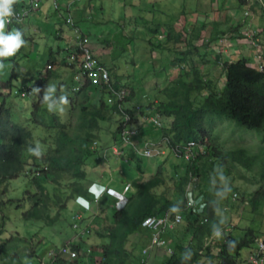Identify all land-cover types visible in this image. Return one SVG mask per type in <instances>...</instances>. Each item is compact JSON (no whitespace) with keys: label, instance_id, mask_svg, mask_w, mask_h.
Wrapping results in <instances>:
<instances>
[{"label":"trees","instance_id":"obj_1","mask_svg":"<svg viewBox=\"0 0 264 264\" xmlns=\"http://www.w3.org/2000/svg\"><path fill=\"white\" fill-rule=\"evenodd\" d=\"M89 1L81 0L79 5L89 4L90 13L95 15L97 6L93 0ZM179 1L184 0L174 3ZM17 5L16 0L12 8ZM123 13L121 11L120 20L124 17ZM124 29L125 26L122 32ZM159 39L163 40L160 36ZM77 52L80 53L78 46ZM186 56L187 59L180 55L174 60L183 69L175 80L169 81L165 87L158 88L155 85L153 92L158 95V100L163 98V101L147 104L146 108L148 113H153L159 119L173 120L168 128H163L162 133L168 140L170 151L183 149L192 141L200 142L203 151L198 152L192 162L182 160L184 166L172 168L171 172L161 165L155 174L134 180L125 202L108 215L109 225L94 231L96 245L89 249L83 242L79 245L70 242L78 254L71 264H142L143 252L150 246L152 239L151 230L143 227V222L149 217L169 214L174 218L177 214L183 215L182 224L186 234H191L200 246L204 239L213 236L221 228L217 213L222 188L215 183L209 142L216 126L235 122L239 128L253 133L264 146V73L252 68L245 59L232 64L226 62L223 64L226 81L223 89H220L213 81L203 77L204 73L195 64L194 51L187 52ZM77 57L79 60V55ZM101 58L106 63V59ZM50 63L54 66L57 62L51 59ZM65 64L67 66L69 63ZM106 67L110 74L112 69L118 68L116 65ZM165 73L160 71L161 76ZM54 79L53 73L49 72L37 84L39 97L32 105L31 119L26 124L14 121V115L10 113L12 110L0 105V216L3 228L8 233V237L0 244V264H38L55 245L54 242L45 241L35 244L40 233L45 236L46 230L55 227H59L56 229L60 231L72 229L73 223L69 221L71 204L78 196H87L85 182L88 181V171L99 166L89 163L99 153L93 144L97 142L103 124L112 122L114 115H121L116 105L108 103L107 92L93 87L88 79L83 81L84 85L78 93L63 99L59 92L51 91ZM125 86L130 85L120 82L115 87L126 89ZM202 96L204 100L198 104L197 99ZM130 97L128 93V101ZM144 97L149 98V95L144 94ZM62 101L69 105L66 122L54 111ZM131 109L125 106V113L131 118L128 127L132 126L135 118L133 111H143V108ZM116 126L114 141L120 138L124 129L123 119ZM36 151L39 155L33 154ZM246 154L245 150H237L231 154V160L249 169L252 159L247 158ZM19 180L25 183L21 190L23 197L19 200L9 199L7 190L2 187ZM194 180H197L198 185L201 183L205 186L201 193L205 197L204 214L209 220L207 225L202 224L200 218L190 210L187 188ZM260 194L263 195L261 199H264V186L256 192V197ZM109 208L111 205L101 209V216L106 215ZM12 209L20 212L22 227L13 224ZM88 216L89 213L83 214L80 226L84 225ZM181 226L167 232L174 254L166 256L163 264H196L200 260L199 254L189 246L171 238L170 231ZM25 227L34 228L29 237L22 233ZM224 238L220 258L224 259L223 264H232L248 245L245 241L238 243L230 233ZM65 260L68 259L54 257L47 264H62Z\"/></svg>","mask_w":264,"mask_h":264},{"label":"rangeland","instance_id":"obj_2","mask_svg":"<svg viewBox=\"0 0 264 264\" xmlns=\"http://www.w3.org/2000/svg\"><path fill=\"white\" fill-rule=\"evenodd\" d=\"M59 1L61 0H56V3ZM93 1L97 6V13L91 18H81L78 25L89 38L87 45L95 49L93 50L94 53L98 52L96 58L100 64L105 67L108 65L110 67L116 65L119 68L112 69V73L110 74V76L112 75L111 84L114 87L116 83L120 82L122 84H129L130 86L125 87L128 93L131 94L129 101L128 99L127 101L114 100L113 104H111L118 107L122 116L114 115L112 122L103 124V130L97 139L101 143L100 147H106V150L102 152L103 155L105 154L104 157L108 162H106L107 165L102 166V169L109 170V178L105 177L102 173L103 170H99L98 172L100 174L95 175V177L100 178L102 175L103 178L101 180L103 181H119L122 177L119 172L122 171V174L126 172L124 179L132 183L136 178L142 177V174L121 166L120 164L123 162L119 163L120 160L117 162V156L111 153L110 150V147L114 144L113 133L117 128L116 123L123 119L124 129L120 134V139L123 133L131 128L123 139L120 140L118 138L116 140L120 143L121 141L126 143L127 136L132 132H136V136H138L144 129L143 126L150 127L149 124L153 125L154 130H159L163 133V128H168L170 125L169 120L160 117L159 120L161 122L158 121L159 126H157L153 121H149L151 117L156 116L148 113L146 106L147 104L151 105L155 103V101H163V98L158 100V95L153 92L155 85L158 88L165 87L169 84V81L175 80L173 79V75L172 77L171 75L170 77L168 76L170 72L178 69L180 73L183 70L181 68H175V65H179V63H174V60L178 59L180 55L187 59L186 53L194 51L195 58H199V61H196L195 64L204 73L203 77L213 80L220 87V83L222 84L225 81V74L222 69H217V67H221L224 63H215L212 59L214 55L210 51H216L219 46L233 45V41L238 38L251 45L249 40L255 34L260 36L261 33L256 30L255 33L254 29L250 28L249 30V27L250 24L254 25L257 20H264V6L260 3L258 4L256 0H184L183 2L179 1L176 5H172L176 0ZM88 2L90 1L88 0ZM121 11L124 12L122 20L119 18ZM228 12H231V14H228ZM241 17L246 19L247 22L246 27L243 29V31L245 29L247 31L249 30L246 36L242 35V32L240 33L242 27H239L238 24ZM158 19L164 26H161ZM200 24L202 25L200 26ZM123 26H125V29L122 32ZM257 26L261 30V27L259 25ZM7 28L8 25L6 24L4 31ZM178 34L180 35L179 37ZM159 36L163 40L160 41ZM257 40H259L258 36ZM262 41L263 39L260 44L258 41L259 48L260 46L264 47ZM60 45L57 44L55 48H52L57 52H60V49L65 50L59 47ZM196 45H199L198 49L195 48ZM25 50L26 48L23 47L22 53L19 56L21 58V65L15 70L17 76L15 78V84L21 89L26 87L27 79L34 74L36 66L40 65V62L38 65L32 62L31 56H25L27 54ZM55 56L61 59L64 57L58 53ZM101 56L106 59L108 65L100 58ZM230 57L232 59L234 55ZM33 58L37 59L38 55L34 54ZM43 58L44 62L41 64L42 67L39 72L45 73L50 54L48 58H46V55ZM236 62L228 61L230 64ZM108 71L110 73L109 69ZM160 71H166L164 85H161L163 77L161 79L159 78L161 76ZM258 71L264 73L263 68L258 69ZM179 73H176L175 76L178 77ZM74 81V90H81L84 83L79 81H82V79L77 77V80L74 79ZM30 86L32 87V85ZM97 88L107 92V94L110 92L105 86ZM136 91L139 94L135 93ZM144 94H148L149 98L144 97L143 99ZM35 97V91L30 90L27 92L26 98H22L19 94L8 95L7 98H4V96L1 97V101L7 100L9 102L7 106L12 108L16 119L19 118L18 121L24 124L30 116V108ZM203 100L204 96L199 97L197 103L201 104ZM126 102H128L127 105ZM125 106L128 109L134 108L140 110L143 108L142 113L133 111L135 118L132 121V126L129 127L128 124L131 118L130 121L126 119L129 116L125 113ZM13 111L10 113H13ZM54 111L60 114L63 122H66L69 110L67 111L64 105H57ZM162 138L164 139V136ZM37 141L40 140H35V142ZM209 143V149L211 150L210 163L213 165V170L216 174L215 183L221 185L222 188L220 209L217 213L221 228L213 236L204 239L202 246L194 240L191 234H186V229L183 224L179 229L170 231L171 238H176L180 242L182 241L195 253L199 254L200 260L196 264H223L224 259L220 258V252L225 244L224 236L230 233L238 243L241 244L245 241L248 245L241 252V256L235 262L232 261V264H249V258L256 248V242L264 238V199H261L263 197L262 194L256 197V192L264 186V146L261 145V140L255 137L253 133L239 128L235 122H224L216 126ZM237 150H245L247 158L252 159L250 160L251 164L249 169L236 165L231 160V154ZM163 151L168 152L166 157H162V159L164 158L163 168L168 172H171V168L184 166L183 161L172 151ZM139 158L137 156L135 160L137 161ZM89 163L92 166H96L90 161ZM143 164V169L152 167L153 174L159 169L154 167V165L159 164V160L144 161ZM114 169H117L118 173L115 174ZM90 184L89 180L85 182L87 187ZM24 186L25 183H21L19 180L17 183L11 182L6 187H2V189L7 190L9 199L19 200L23 197L21 190ZM198 187L199 190H197ZM204 188L205 186H202L201 183L198 185L197 180H194L187 188V198L190 204V210L200 218L202 224L207 225L209 224V220L204 214L205 197L201 193ZM234 193L239 194L238 200L233 199ZM71 206L72 214L69 221L73 223V217L77 210L75 203H72ZM11 217L15 226L22 227L23 223L20 221V212L12 209ZM1 219L0 216V231L2 232V235H0V244L8 237V233L4 230ZM109 220V216L104 215L97 218L94 222L91 216H88L84 221L81 232H76L73 227L69 231H60L56 229L59 227H55L51 230H46L44 233L45 236L40 233L34 241L35 244L39 241H45L54 242L55 245L44 254L38 264H47L50 261L49 254L52 249L69 245L71 241L77 245L83 242V244L91 249L97 242L94 237V231L103 229L109 225ZM8 224H11V222H8ZM32 232H34V228L30 229L25 227L22 230V233L26 237H29ZM156 256L161 258L159 263H155L154 261ZM165 258L166 254L162 251L153 254L151 264H162ZM71 262L65 260L62 261V264H71Z\"/></svg>","mask_w":264,"mask_h":264},{"label":"crops","instance_id":"obj_3","mask_svg":"<svg viewBox=\"0 0 264 264\" xmlns=\"http://www.w3.org/2000/svg\"><path fill=\"white\" fill-rule=\"evenodd\" d=\"M41 1V9L33 13L31 17L24 22L22 25H16V26H8L7 30L5 31V35L14 32V31H19L20 32V38L21 40L25 41L24 47L26 48V54L25 56H31V61L35 62V64L38 65L40 62L39 66H36V69L34 71V74H32L26 81V90H34L36 93V97L39 94L38 90L34 88V83L35 81H38L40 74L44 76L46 74L43 72H39V70L42 67V63L44 62V56L46 55V58H48L50 54V58L54 57V60H56V67H54L53 70V76H54V81L52 83L53 87H56L57 85L59 86V90H61L62 94H66L69 86L73 84L74 78L77 74V71L80 68L81 64V54L79 53V58L78 60L76 53L77 48L73 45L74 42V33L73 29L69 28L64 21V18L67 14L65 12H58L54 9L52 0H40ZM62 6H64L65 2L62 1ZM27 4V0H24V3L22 2V5H20V8H23ZM89 4H83L81 6H76L78 7L74 13L76 14V21L77 24L80 22L81 18H91L94 17V13H90L91 7H88ZM172 5H176V3H173ZM264 6V4H262ZM75 7V8H76ZM159 12H161L159 10ZM228 14H231V12H228ZM248 15V14H247ZM161 24V21H160ZM202 24H200L201 26ZM239 27H242L240 29V33L242 32V35H247L248 31L250 28L254 29L256 31H260L261 35L255 34L254 37L249 40L251 45L249 43H245L241 39H237L233 41V45L226 46L224 45L223 47L219 46L217 50L215 51H210V53L214 56H212L213 61L216 63H225V62H238L239 60L245 59L249 63V65L254 68V69H264V47L258 45L263 39L264 43V20H257L254 25L250 24L249 30L243 29L246 27L247 22L246 19H243L241 17L239 21ZM261 27V30H259L257 27ZM79 26V25H78ZM234 27V26H233ZM242 30V31H241ZM256 33V32H255ZM257 36L259 40H257ZM220 37V36H219ZM255 42V44H254ZM57 44H61L59 47L65 49L62 50L60 49V52H57L53 48L56 47ZM22 47V45H21ZM19 48L16 50L15 53L5 56L6 59L5 61L2 60V56L0 57V65H4L2 69H0V105H2L1 97L4 96V98H7L8 95H15L17 91H20L21 88H19L15 84V78H17L16 74H14V70L19 68L21 65V58L17 55L18 52L22 53V48ZM53 47V48H52ZM91 47V46H90ZM51 48V49H50ZM92 48V47H91ZM196 49L199 48V45L195 46ZM95 50L94 48H92ZM263 49V50H262ZM50 51V52H49ZM76 51V52H75ZM230 51V52H229ZM56 53H58L60 56H64L63 59L60 57L55 56ZM37 54L38 58L34 59L33 55ZM96 55L98 52L95 53ZM178 54V53H176ZM251 54V55H250ZM231 55H234V57L231 59ZM101 58V57H100ZM29 59V57H28ZM195 61H199V58L196 57ZM65 63L69 64H75L72 67H68L66 65L62 66ZM202 64V62H200ZM175 68H180L179 65H175ZM222 69L223 70V65L221 67H217V69ZM12 70V73H11ZM56 73H55V72ZM224 72V70H223ZM176 73L178 74V69L174 70L171 72L168 76L172 77L173 79H176L177 77L175 76ZM206 73V70H205ZM207 74V73H206ZM225 74V73H224ZM12 75V76H11ZM166 75V76H167ZM162 83L165 81L164 77L165 74L161 76ZM226 81V78H224ZM213 81V80H211ZM225 81L223 83H220L221 89H223L225 85ZM71 82V83H70ZM160 84V83H159ZM32 85V87L30 86ZM218 86V85H217ZM218 86V88H220ZM32 88V89H31ZM35 97V98H36ZM8 101L5 100L6 106L8 105ZM66 107V105H65ZM67 109V108H66ZM68 111V109H67ZM173 120L170 119L169 123H171ZM149 124V121H148ZM150 127H144L143 130L140 133V138H136L134 140L135 144L139 147H142L145 142L150 141L154 142L156 144H164L165 149L167 150V143L166 141L162 138L163 134L159 130H154L153 125L149 124ZM117 141H114V144ZM169 150V149H168ZM167 150V151H168ZM128 151H130L128 153ZM133 152V153H131ZM131 153V154H130ZM168 155V152L163 151V156L166 157ZM103 152L100 150L98 154H96L94 157L90 159V162L94 163L93 165L99 164V167L95 169H91L88 171L89 176L88 180L90 181L91 184L98 183L104 187L107 188L106 195L102 198L101 202H98L97 204H94L92 207V212H90V216H93V220L95 221V218L100 217L102 214L101 209L107 207L108 205H111V208H109V211L105 213L106 215L113 214V211L116 210V208H119L126 200V194H125V188L131 184L130 181L124 179L125 174H122V171H120V175H122L121 179L119 181H113L110 180V182L103 181L101 178L103 176L101 175L100 178H96L95 175L100 174L98 171H102V166L107 165L106 162H108L107 159H104L103 157ZM139 156L140 158L135 160V158ZM135 160V161H134ZM159 160V164L154 165V167L159 168L161 165L163 167L164 164V158L163 159H156ZM156 160H147L141 157L136 151H134L133 148H128L127 149V155L125 161L123 160L122 163L120 164L121 166H124L126 169L132 170L134 172H140L142 174V177L140 178H147L148 176L153 174V169L152 167H148L147 169H143L144 161H156ZM113 161V160H112ZM170 164L171 161H169ZM172 169V168H171ZM115 174L118 173L117 169H114ZM106 178H109V170L104 169L102 172ZM124 173V172H123ZM138 179V178H136ZM90 184V185H91ZM79 207V206H77ZM76 208V206H75ZM80 208V207H79ZM82 208V207H81ZM80 208V209H81ZM83 209V208H82ZM161 252L160 250L156 251L154 254H157ZM155 263H159L161 261V258L156 256L154 259ZM163 264V263H162Z\"/></svg>","mask_w":264,"mask_h":264},{"label":"built area","instance_id":"obj_4","mask_svg":"<svg viewBox=\"0 0 264 264\" xmlns=\"http://www.w3.org/2000/svg\"><path fill=\"white\" fill-rule=\"evenodd\" d=\"M68 2V5L71 7L74 4H79L81 0H65ZM263 3L262 0H259ZM55 7L56 9H60L58 3L55 0ZM67 23L69 25H74L75 18L73 14L69 13V17L67 18ZM76 34L78 35L79 42L78 45L82 51V63L80 66V71L76 74L75 80L77 77H80L83 82L85 79H88V82L91 83L93 86L102 87L105 86L106 89L110 90L108 92V103L111 105L113 104L114 100L125 101L128 98V92L125 88L119 87L116 88L111 84V76L108 69L105 66H102L98 59L96 58L92 49L87 45L86 38H81L80 32L77 30ZM254 37V36H253ZM252 37V38H253ZM255 44V42H254ZM76 92L79 90H75ZM130 121V117L126 118ZM152 121L159 126V120L152 119ZM131 130L127 129L123 135V139L127 132ZM136 132H132L127 136V142H122L125 146L132 147L139 155L146 159H154L159 158L162 156L163 152L159 148V146H155L154 144L147 143L143 149H139L135 143L134 139L137 137ZM97 146V143H95ZM111 153L115 154L116 160H120L124 156V151L118 145L112 147ZM202 151V148L198 146L196 142H190L183 149H177V155L181 156L188 162L194 161L197 156L198 152ZM95 185V184H94ZM93 185V186H94ZM130 187L126 188L128 192ZM238 199V195H234V200ZM183 221L181 215H177L173 220L170 218L169 215L161 216V217H149L143 222V227L151 230L152 239L150 246L143 252L144 260L142 264H150L149 258L152 252L156 249H164L168 255H173L174 251L169 245L168 238L166 236L167 231L171 229L173 226L180 225ZM50 258L54 257H63V258H70L71 260H75L78 257L76 251L71 250L70 248L64 247L58 250H52L49 254ZM249 264H264V238L258 240L256 242V248L253 253L250 255Z\"/></svg>","mask_w":264,"mask_h":264},{"label":"clouds","instance_id":"obj_5","mask_svg":"<svg viewBox=\"0 0 264 264\" xmlns=\"http://www.w3.org/2000/svg\"><path fill=\"white\" fill-rule=\"evenodd\" d=\"M62 1H64L65 2V4H64V6H62V2L61 1H59L58 2V4H59V6H60V9H56V7H55V0H52V3H53V7H54V9L56 10V11H58V12H65L67 15L65 16V17H63L64 18V21H65V24L69 27V28H72L73 29V33H74V42H73V45L77 48V46L79 47V49H80V54H81V63H82V51H81V48H80V46L78 45V42H79V38H78V35L76 34V31L78 30L79 32H80V36H81V38L83 37V38H86V39H88L89 40V38H88V36L87 35H85V33L83 32V30L82 29H80V27H78L77 26V21H76V14L74 13V9H75V7L78 5V4H74V5H72L71 7L68 5V2L67 1H65V0H62ZM256 1H259V0H256ZM263 1V0H262ZM16 2V0H0V56H2V60L3 61H5V59H6V57L5 56H9V55H11V54H13V53H15L16 52V50H18L20 47H21V45H22V47L21 48H23L24 47V45H25V41L23 40H21V38H20V32L19 31H14V32H11V33H9V34H7V35H5V31H4V28H5V25L7 24L9 27L10 26H16V25H22L24 22H26L30 17H31V15L33 14V13H36V12H38L40 9H41V1L40 0H27V4L23 7V8H20V5H22V2L24 3V0H17V2H18V5L15 7V8H12V5H13V3H15ZM260 2V1H259ZM261 3V2H260ZM264 3V2H263ZM263 3H261V4H263ZM69 13L70 14H73L74 15V18H75V23H74V25L72 26V25H69L68 23H67V18L69 17ZM91 48V47H90ZM92 49V48H91ZM20 50H22V49H20ZM92 51H93V49H92ZM95 54V53H94ZM17 55L18 56H20L21 55V52H18L17 53ZM78 55V53H76V56ZM95 56H96V54H95ZM51 59H54V58H50L49 59V62H48V65H47V69H46V74L44 75V76H42V74H40V77H39V79H38V81H35V83H34V88L36 89V90H38V92H39V89L37 88V84L39 83V81H41L46 75H48V73L49 72H51V73H53V68L54 67H56V65H50L51 63H50V60ZM80 60V59H79ZM56 61V60H55ZM58 63V62H57ZM66 65V64H65ZM68 67H72L73 65L72 64H68L67 65ZM80 66H81V64H80ZM4 67V65H0V69H2ZM16 70V69H15ZM15 70H14V74H15ZM12 71V70H11ZM80 71V68H79V70L77 71V73ZM12 76V75H11ZM76 77V76H75ZM75 79V78H74ZM53 83V82H52ZM52 83H51V91H52V93H57V92H59L60 94H61V99H63L64 97H66V96H68V95H75L76 93H78L79 91H75L74 90V87H75V81H73V84L71 85V86H69V89H68V91H67V93L66 94H62L61 93V90H59V86L57 85L56 87H53V85H52ZM32 89V88H31ZM28 91H30V90H26L25 88H23V89H20V91H17L16 92V94L15 95H18L19 94V96H21L22 98H26L27 97V92ZM38 97H39V94L37 95V97L33 100V102H32V105H33V103H35V101L38 99ZM107 99V101H108V97L106 98ZM128 99V98H127ZM127 101V100H126ZM127 103V102H126ZM61 104L62 105H64V107H65V105H66V107L65 108H67L68 110H69V105H67L65 102H61ZM2 105L4 106V108H7V109H11L12 110V108L9 106H6V104H5V100L2 102ZM32 105H31V108H32ZM31 108H30V116L28 117V119L25 121V123L24 124H26L30 119H31ZM66 109V110H67ZM13 111V110H12ZM151 114H153V113H151ZM13 115H14V121H18V119H16V117H15V114H14V111H13ZM156 116V115H155ZM152 119H157V120H159V117H151L150 118V120L149 121H152ZM159 122H161L160 120H159ZM140 135V134H139ZM139 135L136 137V138H138L139 137ZM135 138V139H136ZM120 139V138H119ZM134 139V140H135ZM121 140V139H120ZM164 140L166 141V143H167V150L169 149L168 148V140L167 139H165L164 138ZM193 142V141H192ZM194 142H196V141H194ZM95 143H97V146H95ZM94 144H93V148L94 149H96V150H98V151H104V150H106V147H100V145H101V143H99L98 141L97 142H95ZM135 143V142H134ZM147 143H151V144H154L155 146H159V148L162 150V152H163V150L165 149V147H164V144L162 143V144H156V143H154V142H150V141H147V142H145V144L142 146V147H139V146H137L136 144V146L139 148V149H143L144 148V146L147 144ZM190 143V142H189ZM197 144H198V146L200 147V148H202V151H203V147L202 146H200V142H196ZM116 145H118L119 147H121L122 148V150L124 151V156L120 159V162H122L125 158H126V155H127V149L130 147V146H125L123 143H122V141H121V143L120 142H116L115 144H113L111 147H110V149L112 148V147H114V146H116ZM186 146V145H185ZM130 148H132V147H130ZM107 150H108V148H107ZM135 151V150H134ZM169 151H170V149H169ZM202 151H199V152H202ZM173 153L177 156V150H174L173 151ZM33 154H35V155H39V152L38 151H36V152H34ZM105 155V154H104ZM141 156V155H140ZM104 157V156H103ZM142 157V156H141ZM162 157H163V154H162V156L161 157H159V158H154V159H147V160H155V159H162ZM144 158V157H143ZM181 160H184V161H186L185 159H183L181 156L179 157ZM104 159H105V157H104ZM144 159H146V158H144ZM117 162H119V160H116ZM95 184V185H94ZM94 184H91V185H89L88 187H87V196H78L77 198H76V200H75V206H76V210H77V212L74 214V217H73V229H75L76 230V232H81L82 231V226H80V221L83 219V214L84 213H90V212H92V207H93V205L94 204H97L98 202H100L101 200H102V198L106 195V191H107V188L106 187H104V186H102V185H100V184H98V183H94ZM94 185V186H93ZM127 187H130V189H129V191L127 192L126 191V188ZM126 188H125V194H126V196H127V194L130 192V191H132V185L131 184H129V186H127ZM235 194H237V193H234L233 194V199H234V195ZM238 195V194H237ZM239 198V197H238ZM238 200V199H237ZM77 206H79V207H77ZM169 215V214H168ZM177 215H181V214H177ZM176 215V216H177ZM170 216V215H169ZM175 216V217H176ZM182 216V218H183V215H181ZM174 217V218H175ZM170 218L173 220L174 218H172L171 216H170ZM182 223H183V221H182ZM182 223L180 224V225H182ZM178 226V225H177ZM174 228H176V226H173L171 229H174ZM170 230V229H169ZM168 232V231H167ZM166 236H167V238H168V235L166 234ZM169 239V238H168ZM64 247H67V248H70L71 250H73L72 249V246L69 244V245H66V246H62V247H60V248H54V249H52V250H58V249H61V248H64ZM51 250V251H52ZM158 250H160V251H162V252H164L165 254H166V256H169L168 254H167V252L164 250V249H156V250H154V252H152V254L150 255V258H149V260L150 259H152V256H153V254L156 252V251H158ZM50 251V252H51ZM73 251H75V250H73ZM174 254V253H173ZM78 258V257H77ZM68 260H70V261H73V260H71L70 258H67ZM50 260H51V258H50ZM76 260V259H75Z\"/></svg>","mask_w":264,"mask_h":264},{"label":"bare ground","instance_id":"obj_6","mask_svg":"<svg viewBox=\"0 0 264 264\" xmlns=\"http://www.w3.org/2000/svg\"><path fill=\"white\" fill-rule=\"evenodd\" d=\"M77 6H80V5L78 4ZM77 8H78V7H76V8L74 9V11H76V10H77Z\"/></svg>","mask_w":264,"mask_h":264}]
</instances>
